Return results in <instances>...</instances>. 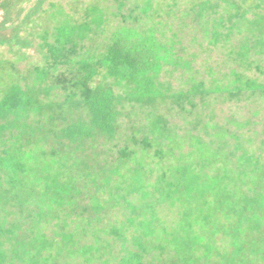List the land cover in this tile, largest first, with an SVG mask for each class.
<instances>
[{
	"label": "trees",
	"instance_id": "obj_1",
	"mask_svg": "<svg viewBox=\"0 0 264 264\" xmlns=\"http://www.w3.org/2000/svg\"><path fill=\"white\" fill-rule=\"evenodd\" d=\"M0 17V264H264V0Z\"/></svg>",
	"mask_w": 264,
	"mask_h": 264
},
{
	"label": "rangeland",
	"instance_id": "obj_2",
	"mask_svg": "<svg viewBox=\"0 0 264 264\" xmlns=\"http://www.w3.org/2000/svg\"><path fill=\"white\" fill-rule=\"evenodd\" d=\"M0 21H1V17H0ZM0 49L4 50V52L2 53V55L4 56L3 58H5V59H11V58H13V53L12 52H9L7 50V47L3 46V48H0ZM31 52H32V50L29 51V53H31ZM25 64H26L25 62H22L21 65L23 66ZM217 108H218V112H221L222 111L221 112L222 113L221 114V116H222L221 118H223V119H224V117H226V116L229 115V112H231V110L227 106L222 105V104L218 105ZM241 113H242V115L245 114V112H241Z\"/></svg>",
	"mask_w": 264,
	"mask_h": 264
}]
</instances>
